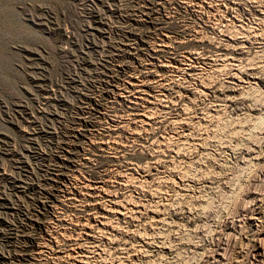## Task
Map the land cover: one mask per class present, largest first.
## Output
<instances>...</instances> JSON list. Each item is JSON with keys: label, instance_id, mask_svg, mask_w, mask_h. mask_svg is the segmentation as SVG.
Here are the masks:
<instances>
[{"label": "rangeland", "instance_id": "obj_1", "mask_svg": "<svg viewBox=\"0 0 264 264\" xmlns=\"http://www.w3.org/2000/svg\"><path fill=\"white\" fill-rule=\"evenodd\" d=\"M263 4L264 0H0V264L16 263L12 259L24 254L32 260L22 264L76 263L62 250L63 246L47 250L39 263L35 244H50L43 233L36 231L32 241L22 240V236L35 230L31 222L37 223V217L33 215L40 213L45 218L41 215L44 202L41 194L50 188L46 180L54 173L50 169L54 164L55 147L71 136V126L81 127L79 119L84 108L94 109L106 102L105 106L115 105L113 108L121 114L130 106L128 98L117 99L112 104L101 99L100 94L106 92L101 83L128 86L126 79L132 76L148 82L161 75L165 85H186L190 90L184 100L176 98L178 89L164 92L167 98H161L163 101L170 98L169 105L174 108L188 105L184 121L190 120V131L182 136L183 141L172 133L170 120L158 107L159 110L154 109L158 111H154L156 122L152 128L143 126L138 118L124 117L125 127L129 129L125 128L126 131L133 132L136 129L133 127H139L135 133L140 142L129 147L123 141L126 135L120 132L122 142L119 143L126 146L121 155L111 147L103 154L97 152L99 157L87 164L80 150H91L87 144L93 135L85 131L88 135H82L87 137L73 139L80 151L79 158L75 159L80 173L76 171L78 175L73 181L76 184L70 186L74 189L71 198L75 199L71 202L76 203V208H70L60 195L63 206L51 210L44 221L50 223L57 217L73 222L83 220L88 205L95 201L87 196L88 200L85 199L79 186L82 188L92 178L128 162L149 167L153 162L151 150L140 143L170 135V141L166 142L169 149L166 143L165 150L162 149V156L169 159L170 164L164 162L161 173L152 172L146 178L149 182L138 181L142 182V189L130 198L141 206L140 213H130L127 219H112L113 226L120 230L114 234L107 232L112 233L113 246L102 241L96 248L91 243H83L82 250L89 252L87 264L246 262L264 228V27L254 22L261 18L256 9ZM239 23L244 25L243 29ZM225 26L228 32L240 30L241 35L244 32L249 39L251 36L252 42L247 40V52L238 58L242 61L245 79L259 76L253 81L254 85L242 87L244 90H228L230 96L237 97L239 110L200 93L193 95L199 89L200 80H191L189 84L184 76L173 73V69L161 68L166 61L167 64L183 61L189 64L186 59L195 54L193 57H198L199 67L205 69V87L224 89L227 72L231 70L228 63L223 59L211 63L212 66L203 63L221 42L217 41L224 39ZM164 42L169 44L167 51L161 50L160 44ZM197 64L194 66L199 68ZM152 88L155 94L160 91ZM132 179L135 181L134 177ZM121 188L124 189L116 188L120 189L117 197L129 198L130 190L126 186ZM98 202L104 204L105 200ZM259 210L263 226L258 224V228L250 219ZM50 226L46 232L58 229ZM229 239H237L240 247L228 249ZM34 241L38 243H32ZM217 253L223 254V261H218Z\"/></svg>", "mask_w": 264, "mask_h": 264}, {"label": "bare ground", "instance_id": "obj_2", "mask_svg": "<svg viewBox=\"0 0 264 264\" xmlns=\"http://www.w3.org/2000/svg\"><path fill=\"white\" fill-rule=\"evenodd\" d=\"M190 4V3H189ZM204 4H202L203 6ZM260 5V4H259ZM258 5V13L257 15H261V18H257L254 19V22L256 20V25H259L262 27H264V4L263 6H259ZM211 6V5H210ZM229 9V8H228ZM202 11V10H201ZM250 12V11H249ZM238 13V12H237ZM227 14V12H226ZM239 15V14H238ZM227 17V16H226ZM238 17V16H237ZM237 17H235L237 19ZM240 17V16H239ZM256 18V16H255ZM222 19V18H221ZM241 19V18H240ZM239 20V19H238ZM253 20V18H252ZM224 21V20H223ZM234 21V20H233ZM232 21V22H233ZM215 22V21H214ZM235 23V22H234ZM245 23V22H244ZM240 25H242V23H239ZM215 25V24H214ZM252 25V24H251ZM255 25V26H256ZM242 25V29H243ZM226 27V26H225ZM234 27V26H233ZM235 28V27H234ZM238 28V27H237ZM236 28V29H237ZM239 28H241V26H239ZM226 31H223L224 33V39L217 41L219 44H216L215 46V51L213 52V54H211L210 56L207 57V59H204V61L206 63H203L204 65H206L207 63L209 65L212 66L211 63H215L216 61H218V59H223V62H226V64L228 63L227 66L231 67L230 72H227V86L224 89H220V88H216V87H205L204 85V81H203V75L205 69L201 66L199 67V65L197 64V61L199 60L198 57H193V55L195 54H190L189 57L186 60H188L189 64H186L185 61H183L182 63L179 62H165L166 64H162L161 68H167L172 70L173 69V73H175L176 75L179 76H184V81L186 83L191 82V80H200L201 83L198 86L199 89H197V91L193 92L194 94H198L200 93V95H205L208 97H211L214 100L220 102L221 104H225L229 105L230 107L233 106V108H235L236 110H239L240 108L238 107L239 101L237 99V97L235 96H230L227 92L228 90H239V89H243L242 87H244L245 85H249L252 86L253 81L257 80V78L259 76H252L250 78H246L244 77L243 74V70L241 67V63H240V59L238 58V56L241 57L242 54H244L245 52H247V40L251 41V36L250 39L248 38L247 34H245L243 32L244 35H241L242 32L240 30H232V31H227V27L225 28ZM228 29L230 30V27H228ZM255 30V28H253ZM257 29V28H256ZM259 29V28H258ZM224 30V29H223ZM246 30V28H245ZM251 30V29H250ZM249 30V31H250ZM264 30V29H263ZM262 30V33L264 32ZM221 31V30H219ZM248 31V30H247ZM251 32V31H250ZM248 32V33H250ZM254 32V31H253ZM257 32V31H256ZM247 33V32H246ZM255 33V32H254ZM253 33V34H254ZM260 34V33H259ZM222 35V34H221ZM258 35V34H255ZM255 35H253L255 37ZM168 36V35H167ZM220 37V36H219ZM222 37V36H221ZM257 37V36H256ZM246 38V39H245ZM253 38V37H252ZM262 38V37H261ZM256 39V38H255ZM264 39V37H263ZM162 41V40H161ZM164 41V40H163ZM166 41V40H165ZM261 41V40H260ZM259 41V42H260ZM167 42V41H166ZM164 42V44H160V47L162 48V51H167L169 47V44ZM252 42V41H251ZM258 42V41H257ZM258 42V43H259ZM262 42V41H261ZM163 43V42H162ZM211 43V42H210ZM249 43V42H248ZM168 44V45H166ZM171 44V43H170ZM252 44V43H251ZM260 44V43H259ZM250 45V44H249ZM248 45V46H249ZM171 46V45H170ZM159 47V44H158ZM167 48V49H166ZM160 49V48H159ZM250 49V48H249ZM170 50V49H169ZM210 51V50H209ZM157 52V51H156ZM160 52V51H159ZM225 54H224V53ZM250 52V51H249ZM166 53V52H165ZM164 53V54H165ZM171 53V52H170ZM200 53V52H199ZM203 53V52H202ZM259 54V53H258ZM263 55V54H262ZM187 57V56H186ZM203 58V57H202ZM174 59V58H173ZM172 59V60H173ZM257 59V58H256ZM176 60V59H175ZM164 59L161 61L163 62ZM171 61V60H169ZM221 62V61H220ZM242 62V61H241ZM218 63V62H217ZM253 63V62H252ZM161 64V63H160ZM194 64H197L199 68L195 67ZM224 64V63H223ZM156 66V64H154ZM245 65V64H244ZM159 66V65H158ZM214 66V65H213ZM216 66V65H215ZM226 66V65H225ZM243 66V65H242ZM261 66V65H260ZM160 67V66H159ZM221 67V66H220ZM224 67V66H222ZM228 67V69H229ZM195 68V70H194ZM227 68V67H226ZM212 69V67H211ZM219 69V68H218ZM222 69V68H221ZM220 69V70H221ZM224 69V68H223ZM248 69V68H247ZM253 69V68H252ZM264 69V68H263ZM156 70V69H155ZM226 70V69H225ZM261 72V71H260ZM259 73V72H257ZM215 76V75H214ZM125 78V77H124ZM127 78V77H126ZM183 78V77H181ZM225 78V79H226ZM205 79V78H204ZM111 80V79H110ZM121 81V80H120ZM120 81H117L118 84ZM170 81V80H169ZM183 81V82H184ZM102 82V80H101ZM123 82V81H122ZM125 82V81H124ZM165 78L163 75L161 76H157L156 78H153L152 80L148 81L147 80H139V78H135V76L130 77V79H126V83L128 86H124V85H116L114 84V86H110L108 85H104V83H101V86L103 87V90H105V93H101L100 97L103 100H106L107 103H115L114 101H116L117 99H120V101H124L125 98H128L127 101H129L130 106H128L125 112H121V114H119L113 107L110 108L108 106H105V103L103 105L98 104L96 105L94 109H88V108H84L81 114V118L79 119V121L82 123L79 126L81 127H76L75 125L71 126L70 128V137L67 138L66 140H64V143L59 144L58 146L55 147V152L53 154V161L54 164L51 165V172L54 173H50V177L46 180L49 182V190L48 191H43V193L41 195H43V199L44 202L42 203V207L41 209L43 210V213L41 214L43 217L42 218L40 216V213H38L37 215H33L37 217V223H33L31 222V225L34 226L35 230H32L30 232H28L26 234V236H22V240L23 241H32V237L35 236V232H39L40 234H44V236L47 238V242H49L50 244H44V245H40V244H35V249L37 250V252L39 253V257H38V262L40 263V260L42 258V255L47 253V250L49 249H54L59 248L62 249L61 247H65L62 250H65V252L67 253L68 257L70 260L75 261V264H87L88 262V253L86 251H83V243H91L93 244L92 247L94 246V248L99 246V243L102 241L104 243H106L107 245H111L113 246L115 244L114 239L111 237L110 234H114V233H120V230L118 227L113 226L112 224V219L113 218H117L118 220L121 218L127 219L128 215L131 213L133 215L139 214L141 211V206L136 202L135 200L133 202L130 201V198L132 197L134 192H139L140 191V185L141 183H139L138 181H141L142 179H146L147 177H149L151 175L152 172H157V173H161L163 171V163L165 162L166 165L170 164V161L164 159V157L162 156V154L164 153V151L162 152V149L165 150L164 144L169 140V136H161L160 140L155 139V141H149L147 139H145V141L140 143V146H142L143 148H147L149 150H151V157L153 159V162H151V165L149 167H140L139 164L138 166L136 164H133L132 162H128L123 166H114V168L112 170H108L105 171L103 173V175L99 174L100 176H97L95 178H92V180L88 181L89 183L84 184V186H82V188L79 186V189H81L80 193H84L83 195H85V199L88 200V198L93 199V201H95V203L88 205L89 207L86 209V211L88 212L86 217L81 220L78 219L75 222H73V220H65L63 218L57 217V218H53L51 219L50 223H47L46 221H44V219L48 218V214L51 210L58 208L59 206H63V204L60 202V195L63 196V198H65L67 200V203L70 204V208H76V203L71 202L72 200H75L74 197L71 198L73 195V188H71L70 186L73 184V181L76 180L77 175L76 171L78 169V163L75 161V159L78 157L79 152H83V155L85 156V163L88 164L89 161H92L96 158L99 157V155L97 154V152H103L106 149H111V147H113L116 152L119 153V155H121L120 153L123 152L126 148V146L119 143V141L121 139V133H124L126 135V140L125 144H128L127 146L130 147L129 144L133 145L136 142H140L137 140V134L135 133L136 129L138 130L139 127H133V132H128L125 130V119L124 117H133L138 118L137 120L144 125L150 126L152 128L153 126V122L154 121V111H158V107H160V110L164 111L166 117H168L169 124L171 125V129H172V133L174 135H176L177 138H183L182 136H186L187 132L190 131V124L188 121L190 120H186L184 121V117L186 115V111L185 108L183 107H177L174 108L172 107V105L170 106V102H172V100L169 101H163L161 98H167L166 94H164V92H170V91H175V89H178L177 91H175V95L176 98L178 100H184L183 98H188L189 97V92L190 90L188 89V87L182 86V85H165ZM193 82V81H192ZM168 83V82H167ZM177 83V82H176ZM106 84V83H105ZM181 84V83H180ZM190 84V83H189ZM197 84V82H196ZM226 85V84H223ZM254 85V84H253ZM151 86V87H150ZM152 86H156V88H159L160 91L157 92L160 93L159 95L155 94L153 91H151L150 88H152ZM188 86V85H187ZM212 86V85H211ZM220 87H222V85H220ZM149 88V89H148ZM155 88V89H156ZM154 89V88H152ZM154 89V90H155ZM195 89V88H194ZM244 90V89H243ZM103 92V91H102ZM127 94V95H126ZM173 94V93H172ZM171 94V95H172ZM99 96V95H98ZM113 96V97H112ZM99 97V98H100ZM171 97V96H170ZM173 98V97H172ZM175 98V100H176ZM126 100V99H125ZM194 100V99H193ZM101 101V100H99ZM189 101L191 102L190 98ZM241 101V100H240ZM175 102V101H173ZM179 102V101H177ZM176 102V103H177ZM195 102V101H194ZM242 102V101H241ZM160 103H163L165 105H162ZM255 103V102H254ZM216 104V103H215ZM256 104V103H255ZM107 105V104H106ZM177 105V104H176ZM105 106V107H104ZM209 106V105H208ZM224 106V105H223ZM224 106V107H225ZM157 107V108H154ZM242 107V106H241ZM190 108V107H189ZM220 108V107H219ZM154 109H158V110H154ZM206 110V109H205ZM219 111V110H218ZM217 111V112H218ZM226 111V110H225ZM161 112V111H160ZM190 112V111H189ZM236 112V111H235ZM203 113V112H202ZM205 113V112H204ZM189 114V113H188ZM156 115V114H155ZM199 116V115H198ZM197 116V117H198ZM129 117V119H131ZM132 118V119H133ZM127 119V118H126ZM197 119V118H196ZM262 120V118H260ZM134 120V119H133ZM200 120V119H199ZM129 120H127L128 122ZM196 121V120H195ZM263 121V120H262ZM261 121V122H262ZM137 122V121H135ZM138 122V124H139ZM254 122V121H253ZM134 123V122H133ZM260 123V122H259ZM75 124V123H74ZM129 124V123H128ZM156 124V123H155ZM165 124V123H164ZM189 124V125H188ZM140 125V124H139ZM169 125V126H170ZM132 126V125H131ZM138 126V125H137ZM142 126V125H141ZM140 126V127H141ZM130 127V126H128ZM259 127V126H258ZM143 128V127H142ZM145 128V127H144ZM142 130H145V129ZM255 128V127H254ZM128 129V128H126ZM147 129H149L147 127ZM159 129V128H158ZM129 130V129H128ZM140 130V129H139ZM141 130V132H142ZM155 130V129H154ZM157 130V129H156ZM200 130V129H199ZM85 131H89L91 132V135H93V137L88 139V146L91 150H89V152L81 149L80 151L77 150L76 145L77 143H75V141L73 139L77 138V137H81L84 135H82V133H86ZM148 132L150 130H147ZM252 131V130H251ZM140 131H137V133ZM146 132V131H145ZM154 132V131H153ZM161 132V131H160ZM262 132V131H261ZM156 134V132H154ZM153 133V134H154ZM87 134V133H86ZM191 134V133H190ZM88 135V134H87ZM90 135V134H89ZM166 135V134H164ZM210 135V134H209ZM85 136V135H84ZM97 137L98 141H96V139L94 138ZM141 136V135H140ZM157 136V135H156ZM189 136V134H188ZM193 136V135H192ZM191 136V137H192ZM87 137V136H85ZM80 138V139H81ZM148 138V137H147ZM186 138V137H185ZM184 138V139H185ZM79 139V140H80ZM140 139V138H139ZM76 140V139H75ZM86 140V139H85ZM207 140V139H206ZM170 141V140H169ZM183 141V139H182ZM181 141V142H182ZM186 141V140H185ZM251 141V140H250ZM189 142V141H187ZM207 143V142H206ZM168 143H166L165 145H167ZM177 144V143H176ZM139 145V143L137 144ZM193 145V144H192ZM222 146V145H221ZM139 147V146H138ZM141 147V148H142ZM186 147V146H185ZM88 148V147H87ZM168 148V145H167ZM194 148V147H193ZM215 148V147H214ZM243 148V147H242ZM146 149V150H147ZM169 149V148H168ZM180 149V148H179ZM238 149V148H237ZM77 150V151H75ZM95 150V152H94ZM98 150V151H96ZM148 150V151H149ZM187 151V150H186ZM196 151V150H195ZM94 152V153H92ZM115 152V151H114ZM185 152V151H184ZM241 152V151H240ZM126 153V152H125ZM197 153V152H196ZM115 154V153H114ZM181 154V153H179ZM186 154V153H185ZM118 155V156H119ZM124 155V153H123ZM126 155V154H125ZM167 155V152H166ZM178 156V155H177ZM117 157V156H116ZM123 157V156H122ZM244 157V156H243ZM79 158V157H78ZM124 158V157H123ZM166 158V157H165ZM175 158V157H174ZM173 158V160H174ZM200 158V157H199ZM247 158V156H246ZM250 158V157H249ZM256 158V157H255ZM117 159V158H116ZM240 160V159H239ZM246 161V160H245ZM173 162V161H172ZM180 162V161H179ZM252 162V161H251ZM261 162V161H260ZM121 163V162H120ZM150 163V162H149ZM148 163V165H149ZM200 163V162H199ZM123 164V163H122ZM195 164V163H194ZM247 164V163H246ZM249 164V163H248ZM251 164V163H250ZM80 165H84V164H80ZM118 165V164H117ZM178 165V164H177ZM203 165V164H202ZM85 166V165H84ZM226 166V165H225ZM80 168V167H79ZM168 168V167H167ZM185 168V167H184ZM212 168V167H211ZM175 169V168H174ZM182 169V168H181ZM255 169V168H254ZM80 170V169H79ZM79 170L77 172H79ZM253 170V169H252ZM176 172V171H175ZM70 173V174H69ZM80 173V172H79ZM185 173V172H184ZM139 178L140 176V180L136 177ZM139 175V176H138ZM155 176V174H154ZM81 177V176H80ZM78 177V178H80ZM83 177V176H82ZM135 178L134 179L132 178ZM85 178V177H84ZM189 178V177H188ZM196 178V177H195ZM83 179V178H82ZM81 179V180H82ZM130 179L133 180L130 181ZM78 180V179H77ZM137 180V182H136ZM147 180V179H146ZM158 180V179H157ZM168 180V179H167ZM183 180V179H182ZM194 180V179H193ZM84 181V180H83ZM148 181V180H147ZM164 181V180H163ZM206 181V180H205ZM149 182V181H148ZM155 182V181H154ZM161 182V181H160ZM174 182V181H173ZM130 183H132V185H130ZM144 183V182H143ZM164 183V182H163ZM202 183V182H201ZM76 184V183H75ZM75 184H73L75 186ZM78 184V183H77ZM156 184V183H155ZM174 184V183H173ZM72 185V186H73ZM126 186L130 192H131V196L129 198H126V196L124 197L125 199H120L119 197H117L118 191H120V189H124L121 187ZM142 186V185H141ZM120 189H116V188ZM180 187V186H179ZM114 188L116 190H114ZM144 188V187H143ZM77 189V188H76ZM75 189V190H76ZM78 189V190H79ZM142 189V188H141ZM118 190V191H117ZM167 190V189H166ZM165 190V191H166ZM175 190V189H174ZM146 191V190H145ZM75 192V191H74ZM79 194V193H78ZM82 195V194H81ZM80 195V196H81ZM130 195V193H129ZM128 195V196H129ZM70 196V198H69ZM86 196L88 198H86ZM78 198V197H76ZM138 198V197H137ZM206 198V197H205ZM237 198V197H236ZM129 199V200H128ZM134 199V198H133ZM253 199V198H252ZM65 200V201H66ZM80 200V199H78ZM77 200V203H78ZM98 200H105L104 204H100L98 202ZM90 201V200H89ZM64 202V201H63ZM81 202H82V197H81ZM86 202V201H85ZM149 202V201H148ZM256 202V201H255ZM254 204V203H253ZM262 204V203H261ZM66 205V204H65ZM168 205V204H167ZM172 205V204H171ZM260 205V204H259ZM263 205V204H262ZM152 206V205H151ZM166 207V205H164ZM156 207V206H155ZM40 209V207H38ZM81 208V207H80ZM263 208V207H262ZM146 209V208H145ZM152 210V209H151ZM156 210V209H155ZM159 210V209H158ZM157 210V211H158ZM161 210V209H160ZM196 210V209H195ZM247 210V209H246ZM150 211V210H149ZM204 211V210H203ZM260 211V210H259ZM256 211L254 214H252L253 216L251 217V224L253 226H258V224L262 225L261 222L263 219V216H261V211ZM151 212V211H150ZM153 213H155L156 211H152ZM163 212V211H162ZM174 212V211H173ZM254 212V211H253ZM152 213V214H153ZM159 213V212H158ZM167 213V212H166ZM207 214V213H206ZM141 215V214H140ZM143 215V214H142ZM156 215V214H155ZM69 216V214H68ZM149 216V215H148ZM201 216V215H200ZM64 217V216H63ZM132 217V216H131ZM71 218V217H70ZM80 218V217H79ZM168 219V218H167ZM194 219V218H193ZM264 220V219H263ZM114 221V220H113ZM160 221V220H159ZM117 222V221H116ZM154 222V221H153ZM157 223H159L158 221H156ZM155 222V223H156ZM198 222V221H197ZM156 223V224H157ZM160 223H163L162 221ZM50 224L52 226H57L58 229H49L52 231L46 232V229L48 228V226H50ZM117 225V224H116ZM120 225V224H119ZM163 225V224H162ZM226 225V224H225ZM61 226V227H59ZM156 226V225H155ZM263 226V225H262ZM45 227V228H44ZM51 227V226H50ZM229 227V226H228ZM261 227V226H260ZM59 228H62V230H59ZM148 228V227H147ZM153 228V227H152ZM45 229V230H44ZM155 229V228H154ZM150 230V229H149ZM157 230V229H156ZM262 234L261 237L259 238V240L254 243L253 245V251L251 252V254H249L246 260V262H244L243 264H264V228L262 227ZM110 231L112 233H108L107 232ZM153 232V231H152ZM179 232V231H178ZM103 234V235H102ZM147 234V233H146ZM136 235V234H135ZM143 235V234H142ZM163 235V234H162ZM244 235V234H243ZM140 236V235H139ZM115 237V236H113ZM154 237V236H153ZM163 237V236H162ZM214 237V236H213ZM212 237V238H213ZM151 238V236H150ZM207 238V237H206ZM211 238V239H212ZM237 238V237H236ZM245 238V237H244ZM116 239V238H115ZM183 239V238H182ZM233 239V238H232ZM243 239V238H242ZM246 239V238H245ZM253 239V238H252ZM256 239V238H255ZM181 240V239H180ZM249 240V239H248ZM143 241V240H142ZM141 241V242H142ZM172 241V240H171ZM239 241V240H238ZM244 241V240H243ZM242 241V242H243ZM101 242V243H102ZM140 242V241H138ZM32 243H38L37 241H34ZM162 243V242H161ZM237 239L236 241L229 239L227 241V248L229 247L230 249H237ZM240 243V242H239ZM238 243V244H239ZM90 244V245H91ZM147 244V243H146ZM150 244V243H149ZM171 244V243H169ZM241 244V243H240ZM102 245V244H101ZM161 245V244H160ZM89 247V245H87ZM242 246V245H241ZM125 247V246H123ZM141 247V246H140ZM146 247V246H145ZM91 248V247H90ZM101 248V247H100ZM139 248V247H138ZM226 248V247H225ZM228 248V249H229ZM103 249V248H101ZM100 249V250H101ZM224 249V248H223ZM85 250V249H84ZM87 250V249H86ZM92 250V249H91ZM216 250V249H215ZM227 250V249H226ZM225 250V252H226ZM90 251V250H89ZM93 251V250H92ZM143 251V250H142ZM250 251V250H249ZM95 252V251H94ZM102 252V251H101ZM124 252V251H123ZM221 252V251H220ZM233 253V251H231ZM238 252V251H237ZM245 252V251H244ZM22 253V250H21ZM93 253V252H92ZM122 253V252H121ZM147 253V252H146ZM206 253V252H205ZM224 253V252H223ZM231 253V254H232ZM96 254V253H95ZM75 255H77V257H75ZM93 255V254H92ZM98 255V253H97ZM225 255V254H224ZM227 255V253H226ZM225 255V256H226ZM236 255V254H235ZM147 256V255H146ZM224 256V257H225ZM237 256V255H236ZM210 257V256H209ZM216 258L218 259V261H223L221 259H223V254L221 253H217ZM239 258V257H238ZM245 258V259H246ZM129 259V258H128ZM209 259V258H208ZM32 260L30 258L29 255L24 254L23 256L20 255L17 259H12V261H16V263L14 262H10L9 264H22L23 261L28 262ZM143 260V259H142ZM154 260V259H153ZM238 260V259H237ZM72 261V262H73ZM90 261V260H89ZM149 261V260H148ZM136 262V261H135ZM122 263V261H121ZM112 264V263H111ZM155 264V263H154Z\"/></svg>", "mask_w": 264, "mask_h": 264}]
</instances>
